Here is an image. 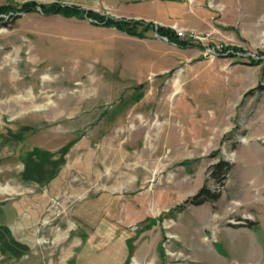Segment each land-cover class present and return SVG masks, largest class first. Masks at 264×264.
I'll use <instances>...</instances> for the list:
<instances>
[{
	"label": "rangeland",
	"instance_id": "1",
	"mask_svg": "<svg viewBox=\"0 0 264 264\" xmlns=\"http://www.w3.org/2000/svg\"><path fill=\"white\" fill-rule=\"evenodd\" d=\"M0 8V264H264V0Z\"/></svg>",
	"mask_w": 264,
	"mask_h": 264
},
{
	"label": "trees",
	"instance_id": "2",
	"mask_svg": "<svg viewBox=\"0 0 264 264\" xmlns=\"http://www.w3.org/2000/svg\"><path fill=\"white\" fill-rule=\"evenodd\" d=\"M35 5L33 3L31 4H25L22 6L21 12L29 13L33 11ZM6 8H0V15L2 13H6ZM40 11L44 15H50V14H60L64 17H71L75 16L80 19H87L91 20L92 24L95 26L103 25L105 27H111L114 28L120 32H124L131 36H138L135 35L133 32V27L136 25H141L145 27L146 29L153 27L152 24H146L143 22L138 21H125V20H114V19H105L100 18L96 14L92 12H84L83 10L77 8V7H56V6H49V7H40ZM85 15V16H84ZM17 16L16 18H18ZM15 19V18H14ZM133 25V26H132ZM132 26V27H131ZM154 28V27H153ZM157 34L160 37L167 38L168 42L175 43L176 46L179 47H185V45H182L180 43H176V36L172 33V31L168 28H164L161 26L155 27ZM231 170V164L227 161L220 160L216 164L212 166V171L210 173V178L213 181H216L220 186H223L225 182L224 175L228 173ZM220 193L218 191H210L208 188L203 186L196 195L191 197L190 199L185 201V204H191L193 206H200L204 203L208 202H215L219 199Z\"/></svg>",
	"mask_w": 264,
	"mask_h": 264
},
{
	"label": "bare ground",
	"instance_id": "3",
	"mask_svg": "<svg viewBox=\"0 0 264 264\" xmlns=\"http://www.w3.org/2000/svg\"><path fill=\"white\" fill-rule=\"evenodd\" d=\"M25 96V95H24ZM44 96H40L39 97V99H38V101H43L44 100ZM24 101V102H23ZM36 101V100H35ZM35 101H33L32 99H22V98H20V100H19V103L20 104H22V103H26L28 106H32L33 105V103L35 102ZM11 102H9V103H5L4 105H7V107H9V108H11L10 106H11ZM17 104V103H16ZM16 104H15V106H16ZM19 104V105H20ZM17 109V108H16ZM20 109H23L22 107L20 108ZM10 111H13V109L12 110H10Z\"/></svg>",
	"mask_w": 264,
	"mask_h": 264
}]
</instances>
